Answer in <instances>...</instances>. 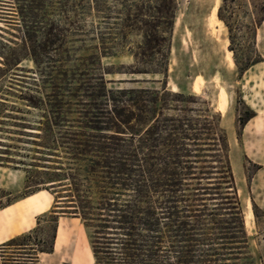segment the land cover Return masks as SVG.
I'll return each mask as SVG.
<instances>
[{"label": "trees", "instance_id": "obj_1", "mask_svg": "<svg viewBox=\"0 0 264 264\" xmlns=\"http://www.w3.org/2000/svg\"><path fill=\"white\" fill-rule=\"evenodd\" d=\"M3 1L13 6L7 21L18 40L3 43L0 70H21L24 58L33 65V93L23 98L37 119L17 106L5 111L20 112L15 122L35 152L23 194L44 188L53 204L33 227L0 242V255L10 246L11 262L36 264L37 252L52 250L58 215L70 214L91 228V264H255L220 113L166 84L173 0L152 9L121 4L111 30L106 0ZM258 8L242 23L225 0L216 7L238 73L263 60L254 44L264 22V4ZM125 46L133 59L126 68L103 63ZM240 102L243 126L255 111ZM41 218L49 229L43 246L35 234Z\"/></svg>", "mask_w": 264, "mask_h": 264}, {"label": "rangeland", "instance_id": "obj_2", "mask_svg": "<svg viewBox=\"0 0 264 264\" xmlns=\"http://www.w3.org/2000/svg\"><path fill=\"white\" fill-rule=\"evenodd\" d=\"M214 1L173 0L175 11L166 84L172 89L194 92L207 100L214 111L220 113L219 123L227 136L233 181L243 218L245 219L248 202L251 212L255 209V215L252 212L244 225L254 263L260 264L259 257L264 261V22L254 31V44L262 53L263 60L238 73L234 63L230 64L226 58L229 50L225 26L221 23L214 25L212 29L209 24L208 15ZM161 2L106 0L110 9L106 19L111 27L106 29H112L114 23L111 22L121 4L149 6L152 9ZM220 2L218 0L217 3ZM225 3L233 6L232 17L243 23L260 15L262 10L258 7L264 4V0H225ZM9 4L8 1L0 0V51L8 49L3 46L4 42L13 45L12 41L18 40L15 26L7 21L10 19V13L7 12L13 7ZM96 21L97 18L94 17L93 24L96 25ZM137 39V34L128 36V41L135 42ZM129 50L125 46L116 55L104 57L102 61L114 69H124L133 62ZM18 66L22 69L0 70V242L33 227L36 216L48 211L53 204L52 194L44 188L23 194L28 174V168L25 167H29L27 163L35 152L29 143L27 132L24 131L26 129L15 122L19 119L20 112L9 111L7 114L5 111L17 106L23 111L22 117L33 121L37 119V110L23 98L28 93H33L27 86L31 79L26 77L27 74H32V62L24 58ZM123 76V73L108 74V77L113 78ZM196 78L201 80L194 88ZM147 84L159 86L160 81ZM220 89L226 97L223 111L218 102L221 97ZM240 100L255 111L243 126L236 119L237 112L242 111ZM20 157H23L25 164L19 163ZM38 226L36 241L39 246H43L49 238L46 219L41 218ZM57 227L52 250L37 252L36 264H91L90 226L77 216L59 214ZM4 250L3 256L0 255V264H16L9 259L13 254V247L7 246Z\"/></svg>", "mask_w": 264, "mask_h": 264}, {"label": "bare ground", "instance_id": "obj_3", "mask_svg": "<svg viewBox=\"0 0 264 264\" xmlns=\"http://www.w3.org/2000/svg\"><path fill=\"white\" fill-rule=\"evenodd\" d=\"M218 0H215L214 3H213V8L212 10L210 11L209 15H208V18H209V24L211 26V28L213 29L214 25H220L222 23V21L216 16V7L218 5ZM223 24V23H222ZM226 58L228 60V62L230 64H233V60H232V57H231V54H230V51H227V55H226ZM201 79L200 78H196L195 82H194V88L197 87V84L198 82L200 81ZM199 87V86H198ZM198 90V89H197ZM220 99H219V108L220 110L223 111V109L225 108V105H226V97H225V94H224V91L222 89H220ZM251 209H250V203L248 202L247 203V212L245 214V224L247 223V219L249 216H251Z\"/></svg>", "mask_w": 264, "mask_h": 264}]
</instances>
